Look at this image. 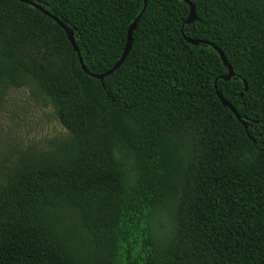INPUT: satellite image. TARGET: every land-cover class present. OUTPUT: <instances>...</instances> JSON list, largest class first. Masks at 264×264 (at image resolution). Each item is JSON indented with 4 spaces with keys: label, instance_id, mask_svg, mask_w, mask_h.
I'll use <instances>...</instances> for the list:
<instances>
[{
    "label": "trees",
    "instance_id": "16d2710c",
    "mask_svg": "<svg viewBox=\"0 0 264 264\" xmlns=\"http://www.w3.org/2000/svg\"><path fill=\"white\" fill-rule=\"evenodd\" d=\"M27 1L95 75L144 6ZM187 1L190 25L183 1L147 0L100 81L53 20L0 0V101L32 86L67 133L0 183V264H264V0Z\"/></svg>",
    "mask_w": 264,
    "mask_h": 264
},
{
    "label": "rangeland",
    "instance_id": "374dc122",
    "mask_svg": "<svg viewBox=\"0 0 264 264\" xmlns=\"http://www.w3.org/2000/svg\"><path fill=\"white\" fill-rule=\"evenodd\" d=\"M66 137L53 108L32 86L7 89L0 101V183L21 155L36 156ZM62 215L74 224L67 212Z\"/></svg>",
    "mask_w": 264,
    "mask_h": 264
},
{
    "label": "water",
    "instance_id": "95a60500",
    "mask_svg": "<svg viewBox=\"0 0 264 264\" xmlns=\"http://www.w3.org/2000/svg\"><path fill=\"white\" fill-rule=\"evenodd\" d=\"M21 3H25V4H29L31 5L32 7H34L35 9H37L38 11H40L44 16H47L48 18H50L51 20H53L66 34V37L68 39V42L70 43L73 51L76 53L77 55V58H78V62H79V65L82 69V71L87 74L88 76L94 78V79H97V80H100L102 81L105 77L109 76L110 74H112L114 71H116L124 62L125 58L127 57L130 49H131V45H132V40H133V32L135 31L136 29V23L138 22L140 16L142 15V13L144 12L145 10V6H146V1L147 0H143V9L142 11L140 12V14L138 15V17L134 20V22L129 26L128 28V31H127V36H126V43H125V46H124V50H123V53L120 57V59L118 60V62H116V64L113 66V68H111L109 71H107L106 73L104 74H101V75H95V74H91L86 68L85 66L83 65V61H82V58H81V55H80V52H79V49L77 48V45L75 43V40L73 38V34L72 32L66 28L63 24H61L56 18H54L53 16H51L48 12H46L44 9H42L41 7L37 6L36 4H33L27 0H17ZM183 1L188 7H189V14L184 22V25H190L191 23H193L195 20H196V15H195V7L193 4H191L189 1L187 0H181ZM181 35L182 37L186 40V42L192 46H198L199 44H203L204 42H200V41H197V40H191V39H186L184 37V34H183V31L181 30ZM214 51L218 54V56L220 57V60L222 61L223 63V66L227 69L228 73L225 77H223L222 79L227 82L229 81L232 77H233V73H232V70H231V67L228 65L223 53L216 47H213ZM214 87L216 89V83L214 84ZM246 84L244 83V91H246ZM216 96L217 98L219 99L221 105L227 109L230 110V112L232 114H234L235 118L238 120V122L241 123V125L244 127V129L246 130V135H247V138L249 140H252L251 136L248 134L247 132V126L245 125L244 122L241 121V119L239 118V115L236 113V111L223 99V97L221 96V94L216 90ZM253 141V140H252Z\"/></svg>",
    "mask_w": 264,
    "mask_h": 264
}]
</instances>
